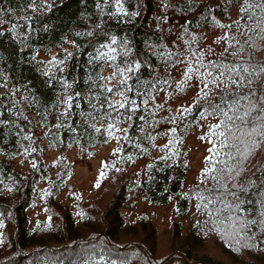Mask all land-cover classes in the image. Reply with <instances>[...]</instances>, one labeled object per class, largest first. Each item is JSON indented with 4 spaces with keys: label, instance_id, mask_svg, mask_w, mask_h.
Returning <instances> with one entry per match:
<instances>
[{
    "label": "trees",
    "instance_id": "16d2710c",
    "mask_svg": "<svg viewBox=\"0 0 264 264\" xmlns=\"http://www.w3.org/2000/svg\"><path fill=\"white\" fill-rule=\"evenodd\" d=\"M31 2L0 0V19L8 21L0 25V75L19 89L13 97L0 88V264H264V233L252 227L235 235L224 208L235 201L230 195L235 191L245 202L246 212L239 215H257L256 202L264 199V142L246 146L247 136L229 135L228 147L220 148L221 138L209 135V125L223 117L208 115L210 105L220 104L227 111L228 103L250 91L256 93L254 103L264 96V13L255 7L260 0H248L253 7L246 13L241 12L245 0H123L127 16L116 13L113 0L107 5L104 0H36V11ZM15 23L22 26L13 33ZM112 36L118 45L127 40L132 57L145 62L130 83L136 76L150 82L140 87L144 96L129 93L138 110L131 126L118 125L129 128L127 140L124 133H116L119 141L108 135V121L99 118L96 109H104L95 99L96 109L88 103L89 89L93 94L100 91V82L93 81L101 67L106 77L112 72L109 63L89 61ZM52 57L64 63L53 65ZM189 64L197 71L186 79ZM225 65L248 67L253 74L244 75L253 83L236 88L228 76H237ZM208 71L213 77L223 71V82L207 76ZM65 82L72 84V92L82 93L68 117L59 115V105L53 108ZM13 100L20 103L13 107ZM257 115L253 112L249 124L241 127L250 130ZM57 123L62 126L57 128ZM193 129L201 130L196 139ZM193 142L207 146L195 179L190 177ZM111 144L91 191L72 187L68 152L77 148L90 155ZM214 145L215 152H209ZM51 151L59 152L58 157L50 159ZM209 157L220 163L215 172L205 174L204 169L212 167ZM139 197L162 211L139 209L133 215V204L128 207ZM209 199L213 203L205 208ZM36 207L44 218H33ZM170 238L173 241L160 250L159 240ZM209 238L220 243L218 255L206 252ZM176 240L182 241L181 249L175 247Z\"/></svg>",
    "mask_w": 264,
    "mask_h": 264
},
{
    "label": "snow or ice",
    "instance_id": "6c2138e0",
    "mask_svg": "<svg viewBox=\"0 0 264 264\" xmlns=\"http://www.w3.org/2000/svg\"><path fill=\"white\" fill-rule=\"evenodd\" d=\"M116 8V13L123 14L125 16L128 15V12L124 8L123 0H113ZM104 3L107 5L109 3V0H104ZM29 7L32 8L33 11L38 10L36 5V0H32ZM97 7H100L99 2L97 3ZM253 7L252 4L248 3V0H245L244 6L241 8V12H248ZM260 10L261 13H264V0H260V3H258L256 6ZM8 13H12V9L7 10ZM23 11V10H22ZM3 13V10L0 9V14ZM132 15H139V13H133ZM22 19L27 22V17H23ZM249 20L253 19V15L248 16ZM264 19V17H262ZM8 23V21H5L3 19H0V25ZM239 23V22H236ZM257 26L260 27L261 25V19H258L256 21ZM19 23H15L11 25L10 31L13 33L16 32V29L18 27H21ZM221 27H224V25H221ZM227 27H231V25H228ZM264 30V29H262ZM92 33H88V35H91ZM0 35H3L2 32H0ZM79 35V34H77ZM234 39V38H232ZM117 37L112 36L110 43L108 44H101L100 48H98L97 54L93 56L89 63L95 62H106L109 63V66L112 68V72L109 76L102 75V67L101 72L97 73L96 79L93 81V83H98V88L100 89L99 92L93 94L91 89H89V98L88 103L93 109H96V104H92V100L95 99L97 104L100 105V108L104 109L103 111L97 110V113L99 115V118L101 120L108 121L107 123V132L109 136H112L114 139L119 141L121 138L120 136H117L116 133H124L123 136L124 139H129V137L126 135L129 131L128 127L120 128L118 125L120 123H128L129 126H131V122L133 121V116L136 114L138 110V104L137 100L134 98H130L129 93H132L135 91V95L137 97L144 96L145 93L140 91V87H148L149 83L148 81H140V78L138 76L135 77V82L130 83V81H133L134 74L138 73L140 69L145 66V62L141 61L138 58L132 57V49L129 47V42L127 40L123 41L120 45H118ZM115 46V47H114ZM231 47V45H229ZM118 47L122 48L123 51H118ZM101 49H106L107 51H102ZM69 56L72 54L69 53ZM169 55H171L169 53ZM195 55V54H194ZM235 55V53H233ZM118 57L120 58V63H116ZM35 59V57H33ZM197 63L201 64L202 67H208L206 65H203L202 61L197 60ZM49 63L53 65L57 64H63L64 60H58L57 57H52V59L49 61ZM150 67V65H148ZM211 67H217V65H211ZM227 68L229 73H235L237 76V79H233L231 75L228 76V80L232 85H234L236 88H240L242 86V83L246 81V83H243L244 87H249L253 81L251 79H248V76H251L253 73L249 71L248 67L241 68L239 65L228 68L227 65L224 66ZM62 71V69H61ZM197 71L194 69L191 64H189L186 72L184 73L186 79H191L190 73ZM253 71H255L253 69ZM260 72H264V67L260 68ZM248 74V76H245L244 74ZM259 75V73H256ZM45 75H48L47 72H45ZM225 73L223 71L219 72V76L213 77L212 71L207 72V76L213 77L214 81H219V77L224 76ZM0 79L3 80V83H0V88L6 89V92L3 93V95H11L15 96L16 93L19 91L18 88H16L14 85L9 86V81L6 76L0 75ZM115 81V83H113ZM223 82V81H219ZM64 92L57 97V103L53 104V108H56L57 105L63 108V111L60 112V116L68 117L71 115V110L73 108L74 103L78 107L79 104L77 103V99L82 96V93L79 91L72 92V84H69L65 82L62 85ZM205 87H207V83H205ZM207 93H205V96ZM256 95L255 91H250L247 95L240 96L238 99L233 100L232 102L228 103L227 107L228 110H224V108L221 107L220 104H214L210 105L212 108V112L208 113V115H217L223 117L219 121V123L211 124L209 125V135L210 136H217L220 139L219 147L225 148L228 147V138L229 135L233 137V139H240L241 137L247 136L249 139L246 141V146H257L264 142V140H257L256 137L260 136L264 138V96H261L260 101L258 103H254L251 100V97ZM114 97H119L118 100L114 99ZM25 100H27V97H24ZM223 99V98H222ZM241 100L248 101L247 105L241 104ZM143 104L147 105L149 103L148 99H143ZM20 103V101L13 100L12 106L15 107L16 104ZM198 103V101H197ZM106 105V107H105ZM31 106V102H29V105ZM243 109V111H241ZM123 110V111H122ZM190 108H184L183 112H190ZM232 113L231 115L229 113ZM253 112L259 113V115L256 116L255 120L252 121V125L250 130L245 131L243 126H247L249 124V118L252 116ZM4 113L0 112V117H2ZM83 115V113H82ZM89 117L92 120L97 119V115H94L92 113L88 114ZM201 117L204 119H207V115L205 112L200 113ZM25 120L28 119L27 116L24 117ZM46 119V117H45ZM59 119V116L57 117ZM141 120H143V117H140ZM239 122L237 124L236 122ZM0 123H3L2 120H0ZM57 128L61 127L62 125L57 123L55 125ZM91 126V125H90ZM235 129V131H234ZM97 132L100 131L99 128L95 129ZM143 131V129H141ZM171 131L175 132V129H172ZM236 132L240 133V136H236ZM25 139L30 140V136H25ZM203 139V137H202ZM138 146V145H137ZM233 147L236 145L233 144ZM215 145L213 148L209 149V152H215ZM116 152L121 151L120 148H117L115 150ZM216 155L218 156L219 153L217 152ZM227 155V153H226ZM131 159V157H129ZM208 162L212 164L211 168H205L204 173H212L215 172L216 164L220 163L219 160H213L211 157L208 158ZM33 167H35V164H33ZM223 171V169H221ZM231 171V169H229ZM103 175V173H101ZM239 175V173H237ZM213 179L215 180L216 177L213 176ZM252 185H255V181L251 182ZM99 187V184L96 185ZM226 187V185H225ZM241 191H247V189L241 188ZM230 195H232L235 198L234 202H228L224 204V208L228 210V219L232 223V227L235 230V235H240L242 232L250 231L252 227H257L261 230L262 233H264V199L258 200L256 203L258 205L257 208V215L255 217H252V215L249 213L244 216H240L239 213L246 212L244 208H242V205L245 203L244 201L240 200V197L237 192L231 191ZM261 196L264 197V193H261ZM201 199L203 200L204 197L201 196ZM213 203L211 199L208 200L207 204L204 205L205 208H207L208 204ZM251 203V201H249ZM211 215V213H209ZM235 214V215H234ZM3 222L0 221V227H3ZM2 242V241H0ZM239 242V241H237ZM112 264H115V261L112 262Z\"/></svg>",
    "mask_w": 264,
    "mask_h": 264
},
{
    "label": "rangeland",
    "instance_id": "374dc122",
    "mask_svg": "<svg viewBox=\"0 0 264 264\" xmlns=\"http://www.w3.org/2000/svg\"><path fill=\"white\" fill-rule=\"evenodd\" d=\"M262 54L264 56V48L262 50ZM200 129H193L192 130V136L193 138H198L200 135ZM191 142V141H190ZM189 142V143H190ZM192 147V148H191ZM112 148V144L108 147H98L96 149H93L90 155H84L80 149L77 148H72L66 157L71 163V169H70V182L72 187L84 191V192H90L93 183L97 180V175L98 172L102 169V163L109 158V154ZM191 148V165H192V171L190 173V177L195 179V176L198 174L199 170L202 167V156L203 152L206 151L207 146L204 143L200 142H193L190 144ZM59 152L56 151H51L49 152L48 156L50 159H55L58 157ZM67 191L64 192V195L66 196ZM133 204L134 206V211L132 212L133 215H137L138 210H151L153 212H156L162 209L158 206H153V205H147L146 202H144L140 197L137 198V202H131L129 205V209L132 208L130 207ZM167 209H170L169 207ZM32 216L35 220L42 219L44 218L43 211L40 209V207H36V209L32 210ZM158 213V212H157ZM163 214V213H162ZM139 215V214H138ZM166 236H171L169 233ZM164 236L163 239L166 237ZM159 240L160 241V250H164L165 247L172 242L173 240L170 238L167 241L164 240ZM175 247L178 249H181L183 247L182 241L181 240H176L174 241ZM207 251L210 253H214V255H218L220 253L219 248H221L220 243H218L216 240L213 241V238H209L205 242ZM167 249V248H166ZM163 255L167 254V250L162 253ZM201 254H203L201 252Z\"/></svg>",
    "mask_w": 264,
    "mask_h": 264
}]
</instances>
